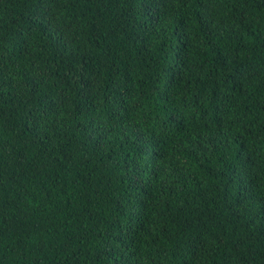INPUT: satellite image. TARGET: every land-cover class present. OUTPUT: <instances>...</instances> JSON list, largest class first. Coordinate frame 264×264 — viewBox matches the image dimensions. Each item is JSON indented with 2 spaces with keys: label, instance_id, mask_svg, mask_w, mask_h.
<instances>
[{
  "label": "trees",
  "instance_id": "obj_1",
  "mask_svg": "<svg viewBox=\"0 0 264 264\" xmlns=\"http://www.w3.org/2000/svg\"><path fill=\"white\" fill-rule=\"evenodd\" d=\"M0 264H264V0H0Z\"/></svg>",
  "mask_w": 264,
  "mask_h": 264
}]
</instances>
